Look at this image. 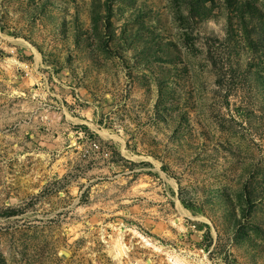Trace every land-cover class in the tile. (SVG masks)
<instances>
[{"label": "rangeland", "instance_id": "374dc122", "mask_svg": "<svg viewBox=\"0 0 264 264\" xmlns=\"http://www.w3.org/2000/svg\"><path fill=\"white\" fill-rule=\"evenodd\" d=\"M0 264H264V0H0Z\"/></svg>", "mask_w": 264, "mask_h": 264}]
</instances>
